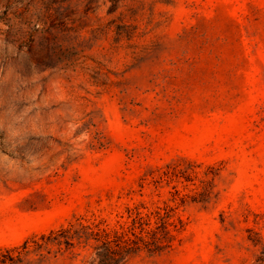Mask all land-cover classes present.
<instances>
[{
	"label": "rangeland",
	"instance_id": "rangeland-1",
	"mask_svg": "<svg viewBox=\"0 0 264 264\" xmlns=\"http://www.w3.org/2000/svg\"><path fill=\"white\" fill-rule=\"evenodd\" d=\"M0 1L13 12L28 0ZM8 16L0 264H251L248 229L264 233V0H64L26 34ZM139 203L181 221L159 252L103 261L94 239L37 245L69 223L118 228Z\"/></svg>",
	"mask_w": 264,
	"mask_h": 264
},
{
	"label": "trees",
	"instance_id": "trees-1",
	"mask_svg": "<svg viewBox=\"0 0 264 264\" xmlns=\"http://www.w3.org/2000/svg\"><path fill=\"white\" fill-rule=\"evenodd\" d=\"M64 0H47L41 2L38 6H34V10L30 12L31 0L26 2L24 10L23 1L15 6L13 12L1 11L2 2L0 1V21L9 20V13L16 17L19 21L14 30L16 33L26 34L28 30L37 29L39 25L44 23L45 18L55 17L59 14L62 2ZM7 7V4H5ZM6 19V20H5ZM10 24H8L9 26ZM141 207L145 210H141ZM127 218L129 220L120 222L118 228H101L97 225L94 227L81 224L69 223L67 226L60 227L56 231H50L49 234L41 236L42 243H37L38 247L48 244L73 245L77 243H87L90 239H94V248L97 255L103 261H110L117 258L133 255L142 248L148 253H156L163 249V245L172 237V231L177 229V221L172 219V215L163 211V206H157L154 209L142 206V203L128 207ZM150 219H153V226H150ZM248 239L255 248V253L251 264H264V233L248 229ZM46 238V239H45ZM36 242V240H33ZM28 241H24L17 250L16 256L28 252Z\"/></svg>",
	"mask_w": 264,
	"mask_h": 264
}]
</instances>
